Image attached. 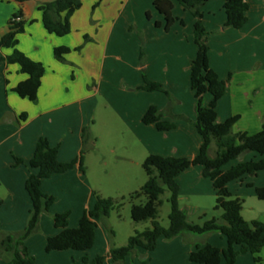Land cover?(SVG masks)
Here are the masks:
<instances>
[{
	"label": "crops",
	"instance_id": "crops-1",
	"mask_svg": "<svg viewBox=\"0 0 264 264\" xmlns=\"http://www.w3.org/2000/svg\"><path fill=\"white\" fill-rule=\"evenodd\" d=\"M169 1L173 5L172 16L175 20L168 29L165 28L164 15L155 9L152 0H123L120 10L113 16L96 17L93 28L85 27L83 15L75 11L70 17L73 32L56 36L47 32L42 24V14L38 9L42 2L29 0L18 4L14 0H0V37L8 31L10 16L21 9L23 19L30 24H26L25 34L20 37L17 47L45 66L37 99L32 102L13 90L26 75L19 71L17 64H7L1 59L11 50L0 49L1 232H20L27 223L31 201L24 184L30 172L37 171L30 169L28 162L38 138H47L51 146L57 147L58 159L69 162L85 148L83 129L91 138L90 151L96 149L98 137L93 127L97 111L101 124L106 125L105 131L113 136L108 143L127 148L125 155L118 157L124 168L120 167L122 164H116L109 171L114 176L123 173L124 177L125 174V178L130 180L128 186L131 190L143 173L142 163L147 155L194 157L198 153L202 138L193 125L196 118L195 97L189 79L190 61L196 53L193 41L195 18L176 0ZM245 2L248 4L247 21L238 29L224 26L226 13L223 0H209L201 6L200 11L205 30L214 33L208 36L209 66L220 79L227 82L226 91L216 104L217 121L222 122L237 115L233 131H244L251 135L260 131L264 118V0ZM133 3H140L147 21L140 22L139 11ZM152 18L155 19L154 23ZM82 21L83 24L80 23ZM78 26H82L81 29H77ZM129 27L138 32L141 45L135 33H125ZM86 31L91 35V42L85 66L91 68L95 63V69L88 71L93 77L91 90L83 92L76 84V72H84V57L82 50L76 49L81 44L80 34L77 33ZM119 34L128 35L129 39L118 52L116 42ZM57 46L70 48L63 62L53 56V49ZM143 72L148 79L162 84L173 99L170 105L163 92L138 89L143 84ZM98 95L103 101L100 109L96 99ZM209 101L210 95L204 94V102L207 104ZM149 106L161 110L164 119L174 122L175 128L160 131L154 124L143 123L142 117ZM119 130L122 132L116 135L115 131ZM210 151L213 155L214 150ZM15 157L22 159L23 163L17 164ZM259 158L257 153H246L238 160H232L234 162L230 166L238 161ZM91 161L83 154V170L76 163L66 172L42 179L41 190L53 195L55 201L47 213L41 214L38 231L25 241L30 255L36 257L46 253L48 262L54 259L52 264H71L73 260L80 261L85 254L93 258L99 255L94 246L101 244L99 230H102L105 247L100 255L105 256L106 264L112 261L108 255L110 238L100 221L95 229L94 245L86 252L45 251L47 238L59 232L53 224V214L68 212V226L74 228L83 212L93 207L95 191L88 179L92 171ZM229 163L223 168L228 169ZM177 182L178 204L187 212L189 222L202 223L222 215L221 209L214 208L215 191L210 179L202 175L200 165L181 172ZM260 186H264V171L253 176L244 175L227 184L231 195L244 198L243 201L245 197H255V188ZM256 203L264 205L262 202ZM195 243H209L220 249L227 246L226 238L219 233L202 236L183 234L170 240L161 237L154 250L141 248L135 253L166 264H199L188 259ZM256 256L257 262L254 255L241 253L234 264H264V247Z\"/></svg>",
	"mask_w": 264,
	"mask_h": 264
},
{
	"label": "trees",
	"instance_id": "trees-1",
	"mask_svg": "<svg viewBox=\"0 0 264 264\" xmlns=\"http://www.w3.org/2000/svg\"><path fill=\"white\" fill-rule=\"evenodd\" d=\"M23 4L29 0H14ZM187 9L195 18L193 24V41L196 46L194 58L190 61V87L194 92L195 121L194 127L202 138L198 153L194 157L162 156L149 154L142 163L146 180L139 190L129 195L131 205V219L138 223L149 221L150 225L143 230L134 229L133 234L127 239L125 245L110 246L108 255L114 264H123L126 257L138 248L152 251L156 248L159 238L170 240L183 234L198 236L219 233L226 238L227 246L220 249L209 243H195L188 255L190 262L199 264H234L241 253L254 255L264 247V221H247L241 215L242 199L231 195L227 184L244 175H256L264 171V118L261 129L255 134L244 131H233V125L238 116L234 115L222 122L217 121L216 104L226 91L227 82L218 77L217 73L209 66L208 60V32L202 22L201 6L209 0H176ZM226 13L225 27L241 28L247 21L248 4L245 0H223ZM157 11L164 15L165 28L173 23V5L169 0H152ZM82 0H47L39 4L41 20L45 30L57 36L70 33L69 17L81 7ZM32 21V20H31ZM30 21V22H31ZM27 21L23 19L21 9L14 12L8 20V31L0 37V49L8 48L10 53L1 59L7 64H17L19 71L26 75L13 90L22 98L34 102L45 73V66L39 61L28 57L17 48L19 34L23 33ZM70 52L67 46H57L53 49V56L57 61L63 62L65 54ZM142 54V53H141ZM143 84L138 89L146 91L163 92L173 102L170 94L159 82L152 81L143 72ZM210 95V101L204 103V94ZM180 118L187 120L184 116ZM142 122L154 124L160 131L175 128V123L165 120L164 113L156 106H149L145 111ZM87 130L83 129V145L86 143ZM214 146L211 156L210 150ZM249 152L257 153L259 159L238 161L228 169L223 167L232 160H238ZM58 149L51 146L45 137H39L33 155L28 162L30 172L25 180V190L31 201L28 220L20 232H1L0 250L9 255V264H34L35 257L27 251L25 241L38 231L40 216L47 213L54 203L53 195L41 190V181L55 173H63L71 169L76 163L82 168L84 148L80 155L69 161L61 162L58 159ZM16 163L23 160L16 158ZM200 165L202 175L209 178L215 191V209H221L222 215L212 217L202 223H191L186 212L179 207L178 175L187 168ZM251 185V184H249ZM168 191L167 201L170 204L168 214L169 225L164 227L158 221L159 207L163 200L161 195ZM255 195L259 200H264V186L255 188ZM141 196L146 197L144 203H136ZM125 197H122L123 201ZM121 205L112 197H102L95 193V202L91 209L85 210L78 220L77 227L68 226V212L53 214L52 220L59 232L49 236L46 240L45 251L77 250L86 252L95 241V229L98 221L109 217L111 211ZM71 264H106L104 255L90 258L85 254L80 261L73 260Z\"/></svg>",
	"mask_w": 264,
	"mask_h": 264
},
{
	"label": "rangeland",
	"instance_id": "rangeland-1",
	"mask_svg": "<svg viewBox=\"0 0 264 264\" xmlns=\"http://www.w3.org/2000/svg\"><path fill=\"white\" fill-rule=\"evenodd\" d=\"M43 1H47V0H33L34 3L43 2ZM122 1L123 0H82L81 7L77 9L76 11L79 13V15L81 14L83 15V18L86 21V23H84V21L80 23L82 24L84 23V25L86 24L85 27L93 28L96 24V17H99L101 15H104L105 17L113 16L118 10H120ZM132 5L135 6L136 10L139 11L140 22L147 21L146 15L144 11H142L140 3L139 4L133 3ZM151 7L153 10L154 7L153 6ZM132 8H130L129 10L132 11ZM70 17H69V22H70ZM154 22H155V19L152 18V23ZM32 23H33V20L31 21V24ZM27 24H30V23H27ZM78 27L79 28L77 29H81L82 26H78ZM70 32L71 33L73 32V28H71ZM130 32H133L136 34V36L140 40V45H141V42H142L141 38L139 37L138 32H136L135 28L129 27L125 33H130ZM23 34H25V30L23 33L19 34L18 38L20 39V37L23 36ZM77 34H80L81 44L78 46V49L76 50H79V51L82 50V54L84 57L82 66H85L86 65L85 61L89 59L88 55H89V50H90L89 47H90V42H91V35L89 34V31L82 32V33L79 32ZM213 34L214 33L212 32L208 33V36L213 35ZM128 39H129L128 35L119 34V39L117 38V42H116L117 50L122 47L124 48L126 46L125 44L128 42ZM25 45H28V43ZM121 54H122V51L120 52V55ZM94 64L93 66H91L93 70L95 69ZM91 68L89 66L88 67L85 66L84 67L85 74L82 71L76 72V77H77L76 84H78L79 86L78 88L81 89L83 92L86 90L87 91L91 90L90 86L93 83V77L90 76L88 73V71ZM96 99L99 102L98 108L99 109L102 108L103 101L101 100L100 96L99 95L96 96ZM98 118H99V113L97 111V113L95 114L96 124L93 127L94 133L98 137L96 149L93 151H90L91 148L89 149V145L91 142V138H89L88 137L89 135L87 134L84 154L87 155L90 159H92L91 166H90L92 171L89 172L88 179L94 187V191H95L93 195L94 199H95V193H97L100 196L105 197V198L112 197L113 199L121 203V205H117L111 211L109 217H107L103 221H100L102 222L101 224L103 226V229L106 235L110 238V246L118 247V246H122L126 244L128 237L133 234L134 229L143 230L144 228L150 225L149 221H141L138 223L134 222L131 219V214H130L132 203L130 201L129 195L132 192L139 190V188L145 182L144 179L146 178L145 177L146 175H145V172L142 170L141 172L143 173H141L140 179L136 180V184L135 186H132L134 188H132L131 190L130 187L128 186L130 180L125 178V174H124V177H123V173H119L118 175L114 176V174H112L109 171L110 167L116 164L118 165L122 164L120 167L124 168L123 162L118 157L124 156L127 148L124 146H114V145L111 146V144L108 143L111 141L113 136L109 132L105 131L106 125L104 124L102 125ZM115 132H116V135H119L122 131L119 130V132L117 131ZM211 150H214L213 145H212ZM210 152L212 153V151ZM211 153L210 155L212 156ZM234 161H231L227 165V167L230 166L232 162ZM122 197H125L123 201L121 200ZM167 197H168V191L165 190V192L161 195V199L163 200V203L159 207V212H158V221L164 227H167L169 225L168 214L170 212V204L167 201ZM145 201H146L145 196H141L139 199L135 200L137 204L144 203ZM256 202H262V204H264V200H259L256 196L252 198L245 197V201L242 202V209H241L242 215H243L242 217H245L247 221H252V220H263L264 221L263 219L264 205L259 206ZM99 234H100L101 244H96L94 246V249L98 252V254L102 253L105 247L102 230H99ZM195 236H198V235H195ZM136 250H142V249L138 248ZM73 251L78 254L79 252H82V251H77V250H73ZM73 251H70V252H73ZM46 256H48L46 253H43L40 256H36L35 264H52L54 262V259L48 262V258ZM8 259H9V255L5 253L4 251L0 250V264H8L9 263ZM124 262L126 264H166V263L151 261L148 258V256L141 257L137 255L135 252H133L128 257H126ZM109 264H114V263L111 261L109 262ZM177 264H181V263L178 262Z\"/></svg>",
	"mask_w": 264,
	"mask_h": 264
},
{
	"label": "built area",
	"instance_id": "built-area-1",
	"mask_svg": "<svg viewBox=\"0 0 264 264\" xmlns=\"http://www.w3.org/2000/svg\"><path fill=\"white\" fill-rule=\"evenodd\" d=\"M263 219H264V217H263Z\"/></svg>",
	"mask_w": 264,
	"mask_h": 264
}]
</instances>
